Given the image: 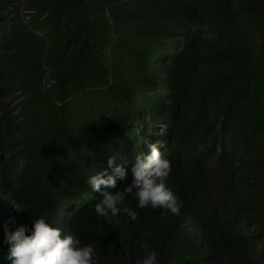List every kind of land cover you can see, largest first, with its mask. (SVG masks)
<instances>
[{"label": "trees", "instance_id": "1", "mask_svg": "<svg viewBox=\"0 0 264 264\" xmlns=\"http://www.w3.org/2000/svg\"><path fill=\"white\" fill-rule=\"evenodd\" d=\"M26 4L31 21L16 13L9 28L0 0V178L16 174L34 219L82 244L84 211L102 199L86 181L113 174L105 154L118 148L133 179L152 139L183 188L170 236L214 247L181 264H225L238 251L264 264V0ZM188 64L225 71L193 89L181 80ZM8 256L0 236V264Z\"/></svg>", "mask_w": 264, "mask_h": 264}, {"label": "rangeland", "instance_id": "2", "mask_svg": "<svg viewBox=\"0 0 264 264\" xmlns=\"http://www.w3.org/2000/svg\"><path fill=\"white\" fill-rule=\"evenodd\" d=\"M1 2L6 9L3 15L9 19L6 24L9 28L17 16L16 13L24 21V15L27 12H32L26 4L28 0H1ZM187 66L181 80L193 89L202 86L205 80H211L225 71V67L212 64H202L198 72H195L191 65L188 64ZM151 141L152 139H149L148 142ZM157 146L166 156L167 153H165L163 144H157ZM119 149L108 150L105 155L115 157V165L127 167L128 164L125 159L117 153ZM135 150L138 153L142 151L140 146H135ZM15 177L16 174L11 172L8 176H1L0 178V180L3 179L0 182V236L3 238L5 223H8L10 230L13 231L20 225H27L30 229L34 219L30 205L17 195V188L12 186ZM131 182L132 179L130 178L124 181L120 180L114 192L122 191ZM167 184L183 202V188L179 186V182L173 176L172 171L167 179ZM259 191H253L250 194L248 190L245 196L248 198L250 195V198L255 200ZM11 202L17 203L22 210L26 209L18 213ZM124 203L138 214L136 221H132L126 214H120L109 222L100 217L93 206L84 211L85 213L81 212L84 213L81 228L86 238L81 245L89 243L94 245L97 253L95 259L98 260V264H117L123 258L130 264H136L137 259H143L145 253L151 250L157 252L158 264H181L191 260L199 262L200 259L212 253L213 245L205 241L201 242L195 236H188L183 240L180 237L173 239L170 236L169 233L174 225L176 223L182 224V219L178 220V215L164 209L154 210L150 206L138 207V200L134 192L126 194ZM236 203L239 204V202ZM3 204L4 206H2ZM122 206L120 205V207ZM162 255L166 256L164 262H162ZM225 264H246L243 252L238 251L230 255L226 258Z\"/></svg>", "mask_w": 264, "mask_h": 264}, {"label": "clouds", "instance_id": "3", "mask_svg": "<svg viewBox=\"0 0 264 264\" xmlns=\"http://www.w3.org/2000/svg\"><path fill=\"white\" fill-rule=\"evenodd\" d=\"M146 145L150 154L142 152L135 156L131 167L132 182L122 191H108L109 188L117 187V180L124 181L127 178L125 167L115 165V157L107 161L113 174H107L105 169L86 181L102 195V199H98L93 206L100 217L111 222L118 215L126 214L136 221L138 214L124 203L126 194L133 192L140 208L150 206L154 210L164 209L174 215L180 214L183 202L167 184L172 170L171 161L156 143L146 142ZM11 203L18 213L26 209L22 210L17 203ZM4 243L9 245L8 259L12 264H98L94 245L89 243L82 246L81 240L75 235L63 233L62 229L53 227L43 217L33 219L31 229L27 225H20L13 231L5 223ZM136 264H158L157 252H146L143 259H137Z\"/></svg>", "mask_w": 264, "mask_h": 264}, {"label": "built area", "instance_id": "4", "mask_svg": "<svg viewBox=\"0 0 264 264\" xmlns=\"http://www.w3.org/2000/svg\"><path fill=\"white\" fill-rule=\"evenodd\" d=\"M34 14V12L32 11V12H27L25 15H24V22L26 23V24H28L30 21H31V17H32V15Z\"/></svg>", "mask_w": 264, "mask_h": 264}]
</instances>
